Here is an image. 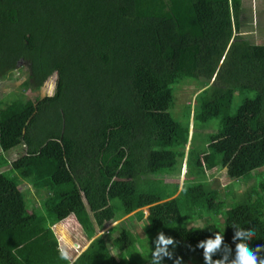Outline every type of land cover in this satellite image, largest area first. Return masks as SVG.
Listing matches in <instances>:
<instances>
[{"label":"trees","instance_id":"obj_1","mask_svg":"<svg viewBox=\"0 0 264 264\" xmlns=\"http://www.w3.org/2000/svg\"><path fill=\"white\" fill-rule=\"evenodd\" d=\"M242 2L0 0V80L23 64L24 89L57 78L51 97L0 108V169L9 166L0 171V264H150L151 250L134 253L125 218L142 219L145 207L150 249L160 231L176 242L159 264H206L197 244L215 232L224 236L212 260L230 262L234 224L255 227L250 248L264 245V45L239 35ZM188 80L200 92L178 121L174 86ZM212 119L218 131L195 149V128ZM17 146L14 160L3 158ZM184 164L181 184L166 179ZM217 167L230 180L259 170L226 211L206 179ZM21 180L46 190L39 206ZM204 213H224L223 227L191 226ZM70 216L88 241L73 262L61 259L53 231Z\"/></svg>","mask_w":264,"mask_h":264},{"label":"rangeland","instance_id":"obj_2","mask_svg":"<svg viewBox=\"0 0 264 264\" xmlns=\"http://www.w3.org/2000/svg\"><path fill=\"white\" fill-rule=\"evenodd\" d=\"M243 9L241 15V29L239 35L243 36L252 44L264 45V0H243ZM28 78V68L25 64L21 65L16 70L9 72L6 76L0 80V108L5 107L6 103L11 99L22 97L24 100L43 99L45 97H51L55 90L56 75L51 76L39 90L24 89L22 87L23 82ZM189 81V82H188ZM180 84L176 90L174 86V106L170 109L172 117L178 121H182V116L186 111V105L193 106L195 95L200 92L197 90L195 82L188 80ZM191 82V83H190ZM177 91V92H176ZM240 103L237 100L234 104L235 107ZM219 120L212 119L208 123L199 124L193 132L194 148L201 150L204 148L207 142V138L210 134L216 133L219 129ZM189 146V145H187ZM22 148L17 146L16 148L2 152V156L8 162L14 160L21 152ZM187 150V148H186ZM9 166H5L0 171H6ZM185 164L182 166L181 174L179 176L167 177V180L178 181L180 184L185 178ZM259 170L253 172V176L249 180H230L225 172V169L221 167L214 168L206 173V179L208 184L218 190L220 199L225 203V210L231 208L236 202L239 201L245 192L249 191L255 185L257 174ZM264 173V168L261 169ZM19 189L24 192L27 201L30 199L32 206H39L41 201L46 197V190H37L33 188L29 181L21 180ZM31 206V207H32ZM139 211V210H138ZM143 218L137 219L133 217V214L126 216L128 218V226L131 232L139 239L138 250H134L135 254L139 257H143V254L148 250L150 253V247L148 245V238L145 236V217L148 213V208H142ZM203 220L193 223L191 226H202L203 224H214L218 227L224 225V213L216 216L211 213H204ZM223 216V217H222ZM123 218V219H125ZM119 221L115 223L118 224ZM184 223V222H183ZM111 226H108V229ZM53 231L58 238L59 249H64L68 254V259L73 262L74 259L85 249L88 244L87 239L81 232L79 225L75 218L70 216L62 222L53 226ZM103 233V232H102ZM108 243H111L112 238H106ZM113 254H117L118 251L112 248ZM188 264H202L196 260H191Z\"/></svg>","mask_w":264,"mask_h":264},{"label":"clouds","instance_id":"obj_3","mask_svg":"<svg viewBox=\"0 0 264 264\" xmlns=\"http://www.w3.org/2000/svg\"><path fill=\"white\" fill-rule=\"evenodd\" d=\"M232 227L235 229V235L233 237V240L236 242L235 258L229 262L228 256L225 255L221 260H212V254L220 249L224 236V233L215 232V239L208 238L206 241L202 240L197 244V247L204 248L206 264H264V256L259 255L261 252H264V245H257L255 248L248 246V242L256 236L255 227L247 230L235 224ZM175 243L174 238H166L163 231L158 232L154 240L155 248H151L150 264H159L162 255L168 256L171 259L173 254L167 251V246L170 244L175 246ZM228 251L229 249L225 245L224 252L227 253ZM60 257L65 260L69 258L64 249H60ZM181 259L177 257L174 264H179Z\"/></svg>","mask_w":264,"mask_h":264},{"label":"water","instance_id":"obj_4","mask_svg":"<svg viewBox=\"0 0 264 264\" xmlns=\"http://www.w3.org/2000/svg\"><path fill=\"white\" fill-rule=\"evenodd\" d=\"M83 250H84V249H83ZM83 250H82V251H83ZM82 251H81V252H82Z\"/></svg>","mask_w":264,"mask_h":264}]
</instances>
